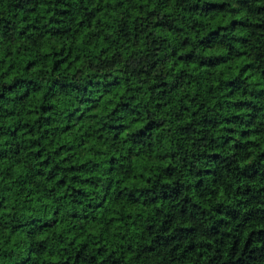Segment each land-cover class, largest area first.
Returning a JSON list of instances; mask_svg holds the SVG:
<instances>
[{
    "label": "trees",
    "instance_id": "obj_1",
    "mask_svg": "<svg viewBox=\"0 0 264 264\" xmlns=\"http://www.w3.org/2000/svg\"><path fill=\"white\" fill-rule=\"evenodd\" d=\"M0 264H264V0H0Z\"/></svg>",
    "mask_w": 264,
    "mask_h": 264
}]
</instances>
